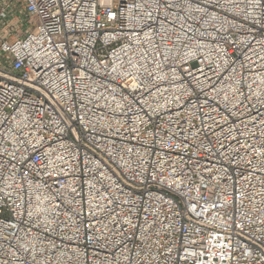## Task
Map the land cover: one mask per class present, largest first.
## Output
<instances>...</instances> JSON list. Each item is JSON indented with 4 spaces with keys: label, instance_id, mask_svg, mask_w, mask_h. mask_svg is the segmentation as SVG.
Masks as SVG:
<instances>
[{
    "label": "built area",
    "instance_id": "built-area-1",
    "mask_svg": "<svg viewBox=\"0 0 264 264\" xmlns=\"http://www.w3.org/2000/svg\"><path fill=\"white\" fill-rule=\"evenodd\" d=\"M0 264H264V0H0Z\"/></svg>",
    "mask_w": 264,
    "mask_h": 264
}]
</instances>
